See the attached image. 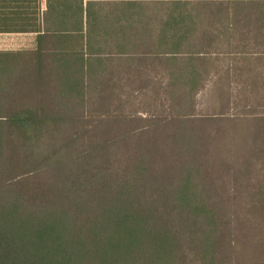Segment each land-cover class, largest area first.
<instances>
[{
	"label": "trees",
	"instance_id": "obj_1",
	"mask_svg": "<svg viewBox=\"0 0 264 264\" xmlns=\"http://www.w3.org/2000/svg\"><path fill=\"white\" fill-rule=\"evenodd\" d=\"M47 9L34 48L0 50V264L264 263V187L210 202L193 126L241 104L197 111L211 71L227 97L254 76L262 92L234 116L254 117L264 142V0Z\"/></svg>",
	"mask_w": 264,
	"mask_h": 264
},
{
	"label": "rangeland",
	"instance_id": "obj_2",
	"mask_svg": "<svg viewBox=\"0 0 264 264\" xmlns=\"http://www.w3.org/2000/svg\"><path fill=\"white\" fill-rule=\"evenodd\" d=\"M233 59L226 57L215 62H218L217 65L222 70L228 67L229 62H233ZM211 72L214 73V71ZM213 73L196 96L197 111L204 115L211 113L213 108L217 110L225 108L229 101H237L241 104L226 107V111L222 113L224 117H220L218 120H204V116L193 120V126L200 141L199 151H197L194 159L195 164L197 163L196 165L200 170L203 186L205 183L208 187L207 195L209 198L207 199L210 202H215L220 206L231 205L232 201L247 202L248 200L245 198L238 196L232 198V196L238 193V189L242 190L241 188L258 189L264 187V159L255 161V158L249 152V150L257 148L255 141L258 135L255 128L258 125H256L254 117L234 115L241 114L239 109L254 108V102L257 101L258 95L263 89L259 85L261 79L254 76L250 77L247 81H244L245 86L235 79L230 80V89L236 94L227 97L226 91L229 90L227 81L217 73H215L216 75ZM241 86L245 88H241ZM244 92L246 93L244 94ZM257 139L263 142L262 139ZM218 149L224 151V153H218ZM71 164L67 157L61 162V168L65 171L60 173H65L63 178L69 182L75 180L76 177L75 173H69L71 171L67 170ZM239 251L241 255L243 253L249 255V251L246 249H239ZM239 259L242 258L239 257ZM221 264L264 263L246 260L240 263Z\"/></svg>",
	"mask_w": 264,
	"mask_h": 264
},
{
	"label": "crops",
	"instance_id": "obj_3",
	"mask_svg": "<svg viewBox=\"0 0 264 264\" xmlns=\"http://www.w3.org/2000/svg\"><path fill=\"white\" fill-rule=\"evenodd\" d=\"M47 8L48 0H0V50L34 48L37 34L45 30Z\"/></svg>",
	"mask_w": 264,
	"mask_h": 264
}]
</instances>
